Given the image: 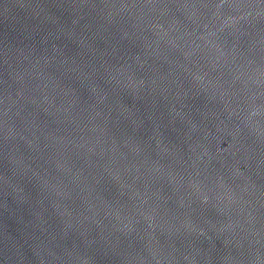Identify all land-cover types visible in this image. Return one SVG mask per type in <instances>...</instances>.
<instances>
[{
    "label": "water",
    "instance_id": "1",
    "mask_svg": "<svg viewBox=\"0 0 264 264\" xmlns=\"http://www.w3.org/2000/svg\"><path fill=\"white\" fill-rule=\"evenodd\" d=\"M0 264H264V0H0Z\"/></svg>",
    "mask_w": 264,
    "mask_h": 264
}]
</instances>
